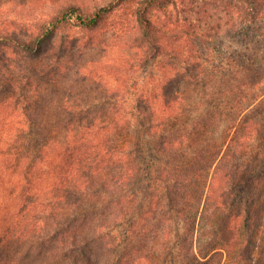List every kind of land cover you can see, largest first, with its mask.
<instances>
[{"label": "trees", "instance_id": "16d2710c", "mask_svg": "<svg viewBox=\"0 0 264 264\" xmlns=\"http://www.w3.org/2000/svg\"><path fill=\"white\" fill-rule=\"evenodd\" d=\"M0 264H264V0H0Z\"/></svg>", "mask_w": 264, "mask_h": 264}, {"label": "rangeland", "instance_id": "374dc122", "mask_svg": "<svg viewBox=\"0 0 264 264\" xmlns=\"http://www.w3.org/2000/svg\"><path fill=\"white\" fill-rule=\"evenodd\" d=\"M97 1H99V0H88L89 3H95ZM33 10H35L37 12V11L40 10V7L37 6L36 9L34 8ZM106 25H107V23H104L103 26H102V28L97 29V30H93L91 32L90 31H79L77 29L71 30V34H76L78 36H90V34H93L94 35V34H97V33L99 34V32H101V30H104L105 28L108 27V25L107 26ZM100 52H101V50L100 49H97V48L94 49V50L90 49L88 51V53H86V55H88V56H97ZM233 75H234V73H227V74H224L223 76L222 75H219V76L215 77V79L213 81V86L214 87L224 86V84H227L228 81H230L232 79ZM192 98H193L192 100L196 101L199 98V96L196 95V93H195V95L193 93V97ZM198 100H200V99H198ZM139 196H140V198H139L138 204L140 205L141 200L142 199H145L146 194H143V192H142ZM141 206H142V204H141Z\"/></svg>", "mask_w": 264, "mask_h": 264}]
</instances>
